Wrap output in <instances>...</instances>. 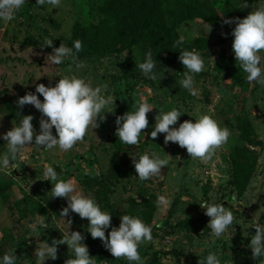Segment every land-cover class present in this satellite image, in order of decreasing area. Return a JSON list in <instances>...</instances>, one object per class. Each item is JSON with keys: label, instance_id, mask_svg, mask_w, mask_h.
<instances>
[{"label": "rangeland", "instance_id": "374dc122", "mask_svg": "<svg viewBox=\"0 0 264 264\" xmlns=\"http://www.w3.org/2000/svg\"><path fill=\"white\" fill-rule=\"evenodd\" d=\"M105 1L61 0L58 7H53L26 0L11 21L0 20V152L7 150L2 134L21 116L32 115L34 132L39 134V110L31 104L21 108L16 103L18 97L34 93L36 84L51 87L62 76L76 75L93 86L107 82L114 98V105L101 112L104 119L97 117L99 126H89L83 140L72 149L57 153L33 146L24 150L26 157L18 158L15 168L0 172V255L14 250L17 264H36L34 252L41 242L51 244L67 229L69 233L80 232L84 239L90 235L87 218L71 210L60 216L66 198L49 197L54 181L43 180L42 172L50 164L58 179L74 178L78 190L85 195L91 193L101 209L112 215L108 231L119 226L120 222H113L116 209L144 217L152 225V239L138 247L142 264H198L199 258L209 252L215 253L222 264H259L260 258H252L248 243L255 231L252 226L264 224V86L245 79L246 73L236 63L231 48L235 23L226 24L224 20L244 18L264 6V0H198L206 16L181 23L177 19L188 9L190 0H157V8L165 14L173 34L165 40L150 39L133 45L130 56L126 41L131 19L120 14L108 18L102 15ZM170 9L173 11L168 13ZM181 36L182 44H176ZM44 39H52V46L42 47ZM77 39L82 43L77 53L81 67L76 68L70 58L59 65L46 58L52 47L63 41L71 46ZM182 49H195L205 62L204 70L194 74V87L198 89L195 96L179 85L183 65L178 56ZM149 52L156 79L145 77L135 65ZM258 55L264 69V50ZM141 94L156 108L146 114L149 126L142 130L145 135L140 142L122 143L120 164L113 173L110 160L117 144L116 117L133 111ZM37 97L43 100L38 93ZM173 107L182 114L170 127L184 120L194 122L206 113L220 127L227 126L230 136L209 159L201 160L191 158L174 142L165 144L164 133L155 138L147 135L159 110ZM110 109L113 112L104 113ZM241 118L249 121V138H239ZM52 131L55 135L54 127ZM31 143L34 140L28 146ZM146 151L162 158L169 155V163L159 175L140 181L135 177L132 157ZM158 195H164L168 203H159ZM201 200L228 206L234 225L219 237L210 236V218L200 208ZM56 247V258L43 264H64L73 254L66 244ZM90 257L93 264H129L108 250L100 257Z\"/></svg>", "mask_w": 264, "mask_h": 264}, {"label": "clouds", "instance_id": "9594fccd", "mask_svg": "<svg viewBox=\"0 0 264 264\" xmlns=\"http://www.w3.org/2000/svg\"><path fill=\"white\" fill-rule=\"evenodd\" d=\"M25 3L26 0H0V20L11 21ZM45 3L58 7L61 0H36V4ZM224 23H235L231 31L233 36L231 48L236 63L238 62L239 67L246 73L245 79L249 82L256 81L257 84L264 86V69L260 66L261 57L258 55L261 50H264V6L252 10L244 18L225 19ZM183 39L181 36L175 43L182 44ZM52 43V39H44L42 47L52 46ZM81 47L82 43L79 39L74 40L71 46L61 42L58 47H52L51 53H48L46 58L54 65H59L66 58H70L75 63V67L79 68L81 62L77 60V53ZM178 59L183 65L179 85L190 95L195 96L198 89L194 87V74L204 70V59L195 49H182ZM135 65L145 77L157 78L153 72L155 64L150 52L146 53L142 62H135ZM69 67H72V64ZM108 89L107 82L93 86L83 78L71 75L60 77L55 86L36 84L34 93H26L18 97L16 103L21 108L25 104H31L41 113L40 131L39 134H35L31 123L32 115H24L17 124L2 134L7 150L0 152V172L15 168L18 158L25 159L24 150L33 146L57 153L72 149L77 141L83 140L89 126L92 129L99 126L97 117L101 121L104 119V115H101L102 110L109 105H114L113 95ZM148 91L151 93V89ZM37 93L43 97V100L38 99ZM133 107V111L118 115L115 120L117 125L115 135L121 143L127 145H137L142 134L144 137L145 133L142 130L149 126L146 114L156 108L143 94ZM106 112L111 113L113 110L110 109L104 113ZM181 114L182 112L176 107L168 111L159 110L155 116V123L151 126L152 130L147 135L155 138L158 133H164L165 144L174 142L185 148L191 158L201 160L209 159L230 136L227 126L220 127L217 121L206 113L199 115L194 122L184 120L178 126L170 127L176 125ZM53 127L55 135L52 131ZM33 140L34 143L28 146ZM169 157L165 154L162 158L156 154H149L147 151L139 154L138 157H132L135 177L140 181H146L159 175L161 168L168 165ZM10 161L14 163L10 165ZM42 176L43 180L54 181L48 192L49 197L67 199V205L61 209V217L68 215L71 210L80 218H87V232L92 238H99L112 256L124 257L129 264H142L138 247L143 241L152 239V225L146 224L139 216L124 214L119 217V226H112L106 236L105 231L109 229L112 215L101 209L91 193L85 195L78 190L74 178L58 179L57 171L50 164L44 166ZM157 201L163 204L168 203L164 195H158ZM199 205L204 210V214L210 218L207 223L210 236L219 237L234 225L233 212L228 206L206 200H201ZM67 224L69 228L71 219L67 221ZM252 227L255 231L249 240L248 247L251 249L252 258L259 257V264H264V224L255 223ZM83 240L84 237L80 232L69 233L67 229L61 239H53L51 244L47 241L41 242L34 252L36 264H43L49 258L55 259L58 244H66L73 253L64 264H93V257H90ZM17 260L14 250L0 255V264H17ZM198 264H222V261L215 253L209 252L203 258H199Z\"/></svg>", "mask_w": 264, "mask_h": 264}, {"label": "trees", "instance_id": "16d2710c", "mask_svg": "<svg viewBox=\"0 0 264 264\" xmlns=\"http://www.w3.org/2000/svg\"><path fill=\"white\" fill-rule=\"evenodd\" d=\"M157 6V0H106L100 9V13L107 18L120 14L124 19H131L130 31L128 33L129 39L126 41V48L130 56L133 45L150 39L165 40L173 34L172 27L164 18L165 14ZM172 11L173 9H170L168 13ZM198 16H206L205 8L200 6L198 0H190L188 9L180 12L177 23L191 20ZM210 21L213 23L219 22L217 19H211ZM238 129L240 130L239 138L250 137L251 128L248 119L241 118L238 123ZM116 140L115 151L110 160V168L113 173L120 164V158L124 150L118 137ZM124 214L132 215L122 209H116L113 212V222L115 224L120 222L119 217ZM140 218L147 224L144 217ZM108 232V230L105 231L106 236ZM83 243L87 245L88 252L94 257H100L107 250L99 238H92L91 235L86 236Z\"/></svg>", "mask_w": 264, "mask_h": 264}, {"label": "crops", "instance_id": "0c3cea01", "mask_svg": "<svg viewBox=\"0 0 264 264\" xmlns=\"http://www.w3.org/2000/svg\"><path fill=\"white\" fill-rule=\"evenodd\" d=\"M11 162V161H10Z\"/></svg>", "mask_w": 264, "mask_h": 264}]
</instances>
